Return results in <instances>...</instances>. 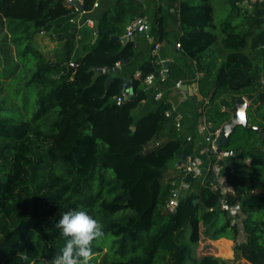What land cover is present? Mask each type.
<instances>
[{
	"label": "trees",
	"instance_id": "16d2710c",
	"mask_svg": "<svg viewBox=\"0 0 264 264\" xmlns=\"http://www.w3.org/2000/svg\"><path fill=\"white\" fill-rule=\"evenodd\" d=\"M98 1L82 0L86 14L79 22L97 19L99 38L83 45L71 68V37L80 34L81 12L69 0H0V264H29L31 257L43 260L33 264H51L65 245L56 224L73 209L88 210L105 234L93 242L89 264H221L210 253H197L202 240L221 238L233 241L247 263L264 264V7L252 0H153L150 10L147 0H115L92 15ZM172 10L182 54L202 74L200 95L209 106L220 101L211 130L231 119L237 99L246 98L250 107L249 127H237L218 147L236 153L234 171L227 170L218 190L213 176L182 194L169 213L174 187L164 183L168 164L195 154L199 145L179 139L154 144L169 124L170 106L133 111L164 84L148 89L146 83L163 65L150 56L138 67L139 77L128 75L138 59L137 42L113 37L148 17L154 50L167 40ZM222 10L227 18L216 20ZM41 33L64 42L60 60L41 51ZM117 64V73L96 72ZM129 82L135 99L117 105ZM245 188L257 192L239 202L234 193ZM222 202L239 209L233 224Z\"/></svg>",
	"mask_w": 264,
	"mask_h": 264
},
{
	"label": "crops",
	"instance_id": "0c3cea01",
	"mask_svg": "<svg viewBox=\"0 0 264 264\" xmlns=\"http://www.w3.org/2000/svg\"><path fill=\"white\" fill-rule=\"evenodd\" d=\"M244 5L248 7L250 6V3L246 1ZM163 6L165 7L164 4ZM93 13L94 11L92 12V14ZM172 14H173L172 18L177 21L178 16L176 13H174V10H172ZM144 19L147 22V25H151V28H150V31H151L152 29L151 18L145 17ZM88 20H92L94 24L98 22V20L95 18H90ZM134 21L132 23H134ZM131 24L127 25L125 34L123 36H126L127 28ZM168 26H169V29H168L167 40L164 41L163 43L157 44L156 46L158 48L152 51H148V49L143 47V41H148L149 39L144 34L134 33L133 37H131L132 40H135L137 42L138 59L136 63L133 65V67L130 69L128 75H131L135 71L136 72L135 76L139 77L140 72L138 71V67L143 62H145L147 59H149L150 56H154V57H158V63H161L162 65L164 62H168L167 79H169V76L171 75L170 78H172V81L174 83V85H171L170 87L166 88V91L165 90L159 91V88L161 86L156 87L154 91L155 95L153 97V100L149 102L143 101L133 111L134 114H144V113H147L153 110L160 102L170 106L169 112L172 115L169 118V124L166 126V128L163 131H161L157 135L156 139L154 140V144L168 141L170 139H179L182 141H187L189 137L194 138L196 134L200 135L201 133H203L202 129L206 127V121H207V117L203 114V109L199 108V111H198L197 106L189 107V105L185 103V101L189 99L192 100V102L194 103L200 102L201 99H204L199 93V89H200L199 80L202 77V74L196 73L195 62H192L189 59H187L182 54V51L176 48V43H178L177 39L180 33L179 22L177 21V24L175 25L177 26V29L176 31H174L171 25L170 18H168ZM83 27H86L87 31L85 32L84 36L80 34L81 38L85 40V43L91 40L93 43V40L96 34L94 26H89L88 24H86L84 26L82 25V28ZM179 53L183 55L182 58L178 57ZM188 65H189V73L187 70ZM163 70H164V67H163ZM170 70L172 71V74H170ZM193 72H195L194 76H192ZM188 74H189V79L187 78ZM177 83H181V88H178L176 86ZM263 83H264V80H263ZM165 92H169L168 94H170L167 97V100H164ZM157 94L161 95L160 101H157L155 98ZM194 98L196 100H194ZM204 100H205V103L208 104V99H204ZM180 106H181L180 111H178ZM178 123L180 124L179 128H177ZM196 143L200 146V143L198 141H196ZM181 160L182 158H175L168 164V169L166 172L168 176H170L171 174H179L177 167L181 163ZM197 162L199 164L198 159H197ZM226 172L227 170L225 169L224 174H226ZM221 179H223V177L219 178L217 181L220 182ZM212 244L213 245L224 244L229 249V252H234L232 248L233 241H230L226 238H221L219 240H216Z\"/></svg>",
	"mask_w": 264,
	"mask_h": 264
},
{
	"label": "rangeland",
	"instance_id": "374dc122",
	"mask_svg": "<svg viewBox=\"0 0 264 264\" xmlns=\"http://www.w3.org/2000/svg\"><path fill=\"white\" fill-rule=\"evenodd\" d=\"M114 1L115 0H99L98 3L100 5H99V7L95 8V11L92 15L98 13V9L111 6L114 3ZM147 1H148L147 5L149 6L150 10H152V8H154V4L152 3L153 0H147ZM226 1L227 0H219V3H225ZM225 7L228 8V5L226 4ZM227 15H228V10L227 11L222 10V11H220L219 15L216 17V20H225L227 18ZM83 17H84V15L82 16V18ZM168 18H170L171 25H172L174 31H176L177 26H175V25L177 24V21L174 20L172 18V16H168ZM81 23H82V21H81ZM224 24L225 23H222L221 26L224 27ZM86 31H87V28L83 27L79 32L81 35L84 36ZM135 33L139 34L138 32H135ZM36 41L39 44L41 51L45 54V56L48 60H50V61L60 60V53L63 50L64 42H59L58 40H56V38L51 37L48 34H43V33H41L40 35H38L36 37ZM71 41L75 45V52L71 56V59L73 61V58L80 57L82 55L81 49H82L83 45L85 44V40H83V39L78 40L77 36L73 35L71 37ZM143 47L148 49V51H150V50L152 51L149 41H143ZM182 56L183 55L181 53H179L178 57L182 58ZM218 59L220 60L221 57H219ZM120 67H121V65H120ZM187 70L189 73V65H188ZM194 73L195 72H193L192 76L195 75ZM187 78L189 79V74H188ZM263 80H264V78H263ZM164 81L165 82L159 88V91H162V90L166 91V88L170 87L171 85H174L172 78L167 79V77H166L164 79ZM168 93L169 92H165L164 100H167V97L170 95ZM154 95H155V92L151 93L152 98L154 97ZM185 103L187 105H189V107L197 106L198 111H199V108L203 109V114L207 117V121H206L207 131L201 133L200 135L196 134V136H194V138H193L194 141L196 140L200 143V146L198 147L197 152L195 153L199 159V164H198L195 172L193 174H189V175H186V174L181 173V172H179V174H171L170 176H168V174L165 175L164 183H167V182L176 183L178 189L181 191L182 194L187 193L189 191H195L196 186L198 184H202V183L206 182L209 178H212L213 176L216 177V179L221 178L222 176L225 175L224 170L225 169L227 170V167L230 166V164H231V162H227V163L223 162L224 164L220 163L217 160L215 153H212V149L216 146H214V144L207 146V144L205 143V138L208 136H211L212 140L216 139V136H214V132L211 130L210 118H211V116H213V114L216 111H219L220 101H216L214 106H209L208 104H206L204 99H201L200 102H197V103H194V102H192V100L189 99V100H186ZM175 104H177V103H175ZM180 108H181V106L179 107L178 111H180ZM196 113H197V111H196ZM201 148H203L204 151H206V149H209V150L206 151L204 154H200V152L198 150ZM202 155H204V156H202ZM211 169H214V175L212 173H210ZM220 182L224 183V179H221ZM215 185L218 188H220V186H221L219 184V182H217ZM223 190H224L223 192H225V193L228 191L226 188H223ZM254 191H255V193L252 192L251 189L245 188L243 190L235 191L234 195L238 199V201L241 202V201L249 199L251 196L255 195L257 191H256V189ZM229 210H230V207H229ZM229 210H226V211L229 212V215L232 219V224H233V222L239 217L240 212H239L238 208H232L230 211ZM238 240L239 241L243 240V235H240L238 237ZM214 241H216V240H211V239L202 240L201 243L199 244L197 253H199V254L200 253H210L214 257L218 258L221 264H249V263H247L246 260H244L241 257L239 252L234 250V242L232 244V248H233L234 252H229V249L227 248L226 245H224V244L213 245L212 243ZM184 242H185V240H184ZM103 253H105V251ZM103 259H104V256L101 255L100 258L97 260V263H100ZM37 260L43 261L40 258L31 257V263H29V264H33ZM45 264H48V263H45Z\"/></svg>",
	"mask_w": 264,
	"mask_h": 264
},
{
	"label": "built area",
	"instance_id": "2783aa9c",
	"mask_svg": "<svg viewBox=\"0 0 264 264\" xmlns=\"http://www.w3.org/2000/svg\"><path fill=\"white\" fill-rule=\"evenodd\" d=\"M74 0H69V2L72 4ZM251 3H259L261 4L263 7H264V0H252ZM99 6V3L96 2L95 5H94V8H97ZM75 11L76 12H81L80 16L76 19V22L78 23V30H81L82 28V25H86L88 24L89 26H94V22L92 20H87L85 22V24H81L79 21L81 19V16L85 15L86 12L85 11H82V10H79L77 7H75ZM147 22L145 21L144 18H139V19H136L134 21V23H132L128 28H127V34L126 36L128 37H133L134 33L135 32H138V33H141V34H144L147 38H149V33H147ZM77 39L78 40H81V35L78 34L77 35ZM158 47L156 46L155 49H157ZM176 48L178 50H181L182 51V48H181V44L178 42L176 43ZM117 66L120 67V64H117ZM69 67L71 68H75L76 67V63L74 61H71L69 63ZM162 74V72L160 73V75ZM155 81V76L151 75V76H148L146 78V83L148 85H151V83H153ZM176 86L178 88H181V83H177ZM129 97V89L128 87L125 85L122 89V92L119 96H117L115 98V103L117 105H122L125 103V101L128 99ZM156 100L157 101H160L161 100V95L160 94H157L155 96ZM171 113L169 111L166 112V117L167 118H170L171 117ZM180 127V124L178 123L177 124V128ZM203 132H206L207 131V128L204 127L202 129ZM220 130H218L217 132L214 133V136H217L218 133H219ZM188 142H193V138L189 137L187 139ZM214 140H212L211 136H208L205 138V143L207 144V146H210L211 144H213ZM209 149H206V151H208ZM204 151V152H206ZM215 156L217 158V160L220 162V163H227V162H230L232 161V159L236 156V153L234 151H227V150H217L215 152ZM245 165L249 166L250 163H251V160L250 159H246L245 160ZM197 166H198V162H197V156L196 154H190V155H186L182 158L181 160V163L178 165L177 169L179 172L181 173H184L186 175H189V174H193L195 172V170L197 169ZM227 170H229V172H233L234 171V168L231 167V166H228L227 167ZM173 185V191H172V195L170 197V199L167 201V205H166V211L169 212V213H174L176 211V209L178 208L179 206V202L181 200V197H182V193L181 191L178 189L177 187V184L176 183H172ZM212 188L214 190H218V187L213 184L212 185ZM253 192V191H252ZM222 207L224 210H229V205L226 203V202H222Z\"/></svg>",
	"mask_w": 264,
	"mask_h": 264
},
{
	"label": "clouds",
	"instance_id": "9594fccd",
	"mask_svg": "<svg viewBox=\"0 0 264 264\" xmlns=\"http://www.w3.org/2000/svg\"><path fill=\"white\" fill-rule=\"evenodd\" d=\"M65 245L51 264H89L92 244L105 234L102 224L86 209L64 212L57 222Z\"/></svg>",
	"mask_w": 264,
	"mask_h": 264
},
{
	"label": "water",
	"instance_id": "95a60500",
	"mask_svg": "<svg viewBox=\"0 0 264 264\" xmlns=\"http://www.w3.org/2000/svg\"><path fill=\"white\" fill-rule=\"evenodd\" d=\"M72 6L77 7L79 10H82V0H74L72 3ZM94 28H95L96 34L93 40V44H95L99 38V34H98L99 22H96L94 24ZM150 28H151V25H147V30H146L147 33H150ZM113 38L117 40H121L123 44H126L129 40L132 39L131 37H128V36H123V37L114 36ZM130 61L131 60H127L125 64ZM163 67H164V70L162 71V74L153 83H151L148 89L154 88L159 82L163 81L167 77L168 62H164ZM119 69H120L119 66H116L113 70H109V71H107L105 68H97L96 72L100 74H105L107 72L112 74V73H117ZM112 82H113V79L109 78L105 83V87L108 88ZM128 87H129L128 99L134 100L135 95L132 89L131 82L128 83ZM194 100L196 99L194 98ZM249 107H250L249 102L245 98L241 97L237 99L235 106L229 110L232 115L231 119L225 124H223L218 135L216 136V139L213 142L214 146L216 147L212 149V153H215L218 150V147L220 145L225 144L228 141L229 137L235 132L237 127L239 126H243L245 128L249 127V122L247 118ZM261 135L264 137V133H261Z\"/></svg>",
	"mask_w": 264,
	"mask_h": 264
}]
</instances>
